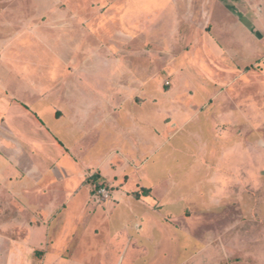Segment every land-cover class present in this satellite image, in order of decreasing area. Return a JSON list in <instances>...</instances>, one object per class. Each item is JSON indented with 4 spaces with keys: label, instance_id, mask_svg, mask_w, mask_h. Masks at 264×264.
Returning <instances> with one entry per match:
<instances>
[{
    "label": "rangeland",
    "instance_id": "1",
    "mask_svg": "<svg viewBox=\"0 0 264 264\" xmlns=\"http://www.w3.org/2000/svg\"><path fill=\"white\" fill-rule=\"evenodd\" d=\"M259 8L0 0V133L28 131L0 134V264H45L48 250L116 264L131 231L123 264H185L202 247L211 264H264V44L245 30ZM220 89L238 120L223 139L200 110ZM234 133L242 149L223 151ZM235 169L244 184L226 182Z\"/></svg>",
    "mask_w": 264,
    "mask_h": 264
},
{
    "label": "crops",
    "instance_id": "2",
    "mask_svg": "<svg viewBox=\"0 0 264 264\" xmlns=\"http://www.w3.org/2000/svg\"><path fill=\"white\" fill-rule=\"evenodd\" d=\"M261 8H259V14H257L258 15V17H256V22H254V21H251L252 23V25H253V27H254V29H257V30H255V31H253V30H251V29H248V28H246L245 27V30H246V34H249V35H247L249 38H251L252 39V36H256V37H258V38H260L259 40H261L260 41V43L261 44H264V25H263V20H264V11H261L260 10ZM256 23H257V25H256ZM260 26V27H259ZM207 28V27H206ZM206 28H204V29H206ZM209 28V27H208ZM208 28L206 29V30H204L203 29V34H208L209 33V30H208ZM211 28V27H210ZM209 28V29H210ZM244 42L246 43L248 40L247 39H245L244 38ZM248 51V48H245V49H243V50H240V52H242L243 54H246V52ZM3 58H4V55H1V58H0V63H1V61L3 60ZM4 60H5V58H4ZM2 62H4V61H2ZM53 67H54V64H53ZM239 71H241L238 75L237 74H235V76L237 75V76H240V77H244L245 75H246V71H249V68H246V67H241V69L239 70ZM60 74L61 73H59V70H58V84L57 85H60V79H61V77H60ZM86 76V73L85 72H82V74H81V76ZM32 77H34V75H32ZM86 78H87V76H86ZM32 81H30V83L31 84H35V82H36V80H33L32 78H30ZM36 79H37V73H36ZM57 81V80H56ZM55 81V82H56ZM85 82L86 80L84 79H81V80H79V82ZM37 85V84H36ZM219 92H222L221 91V89L218 91V90H216L214 93L215 94H213V96L215 97L216 96V99L214 100V102H217L218 101V104H215L214 102L213 103H211V104H209V102L207 103V105L206 106H204V107H202V109L200 108V110H202L201 111V115H204V117H206V121H208L209 123H211L212 125H213V127H222L221 128V130H222V132H224V133H222V135L221 134H219V136L221 137V139H223L224 138V135L226 134L225 133V131H230L238 122V120H235V118L233 119L232 118V115H231V113L230 112H228V113H226V112H223L222 113V110H223V100L221 99L222 97H221V95L220 94H223V93H220V94H218ZM218 95V96H217ZM104 96H102V98H103ZM247 100V99H246ZM13 103V102H12ZM92 102L90 101L88 104L85 102L84 104H81L82 105V107L83 108H87L88 106H90V104H91ZM245 103V102H244ZM212 104H214V105H212ZM81 105H79V106H81ZM210 105H212V109L209 111V112H204V109L205 108H208ZM13 106V105H12ZM16 106H19L20 108H19V111H24L25 109H22L23 107L20 105V104H15V108H16ZM26 111V110H25ZM25 113V112H24ZM58 114V113H57ZM200 114V111L198 112V116H201V115H199ZM240 115H241V113H239ZM58 115H61V113H59ZM108 119H109V116L107 117ZM107 118H105L104 120H106L107 121V123H108V120H107ZM219 119H221V120H219ZM240 120L239 121H241V122H245V123H247L248 121L246 120V117L245 118H242V117H240L239 118ZM249 120H251V119H249ZM39 122V121H38ZM32 123H33V127L35 126L34 125V123H36V121H35V119H33L32 120ZM256 123V122H255ZM241 125V124H240ZM37 128V127H36ZM16 129H12V128H10V129H7V131L5 132V133H0V134H2L3 135V138H5V139H10V138H15V139H17V140H20V138H19V134L20 135H23V134H27V130L24 128V129H21V131H15ZM33 130V129H32ZM20 132V133H19ZM18 134V135H17ZM234 134H236V133H234ZM235 137H232L231 138V140L233 141L231 144H228L227 146H225L224 147V149H223V151H226V150H230L231 149V151L232 150H241L242 148H240V147H237V134L236 135H234ZM243 138V137H242ZM241 138V139H242ZM247 138V137H246ZM257 138V137H256ZM259 154H260V159H262L263 157H264V148H260V150H259ZM257 167H258V165H257ZM236 168H237V166H236ZM251 170L252 169H254L253 167H251L250 168ZM251 170H250V172H249V175L251 176V173H253V172H251ZM70 173H71V171H69ZM238 171L235 169V172H234V174L237 176V178H234V181H230L229 179H226V182H229V185L231 184V182H233V184H234V182L235 181H240L241 183H245V179H243V176L240 178L239 176V174L237 173ZM98 174V173H97ZM246 176V175H245ZM109 182H110V185L111 186H114L115 185V182H111V177L110 178H106ZM225 181H223V182H221L220 184H219V189L221 190L222 188H221V186H222V183H224ZM224 187V186H223ZM222 192H223V190H222ZM216 192H214V194L212 195V197H211V199L213 200V199H218V200H222L224 197V195H222V194H219L218 196H216V194H215ZM112 198H110V200H114V201H118L119 203L120 202H122V201H124L125 199H127L128 198V196H124V195H122V190H120V189H114L113 191H112ZM210 197V196H209ZM220 200V201H221ZM131 233H133V236H129L128 235V238H127V240L124 242V246H122V248H121V251H120V254H119V256L117 257V261H116V264L118 263V264H123L124 262H125V259H126V257H127V254H125L124 255V253H126L127 251H129L130 250V255L132 254V251L131 250H133L132 249V247H134L136 244H135V236H136V232L135 231H131ZM136 246H138V244L136 245ZM205 248L206 247H202V248H199L198 250H196V252L194 253V254H192L191 255V257L190 258H188L187 259V262L185 263V264H211L212 263V261H211V258L212 257H214L213 256V252L211 253V254H209V253H203V251H205ZM45 250V249H44ZM217 249H213V251H216ZM46 252V254H45V256H44V262H45V264H62L63 263V256L60 254V252L61 251H57V250H55L52 254L51 253H49L50 252V250H48V251H45ZM57 252H59V253H57ZM203 253V254H202ZM201 255V256H200ZM131 257V260L133 259V257L132 256H130ZM130 257L127 259V262L129 261V259H130ZM199 257H203L202 259H200L199 260Z\"/></svg>",
    "mask_w": 264,
    "mask_h": 264
},
{
    "label": "built area",
    "instance_id": "3",
    "mask_svg": "<svg viewBox=\"0 0 264 264\" xmlns=\"http://www.w3.org/2000/svg\"><path fill=\"white\" fill-rule=\"evenodd\" d=\"M99 193L102 195V196H105V197H108L109 196V193L107 191V189L105 187H101L99 189Z\"/></svg>",
    "mask_w": 264,
    "mask_h": 264
},
{
    "label": "trees",
    "instance_id": "4",
    "mask_svg": "<svg viewBox=\"0 0 264 264\" xmlns=\"http://www.w3.org/2000/svg\"><path fill=\"white\" fill-rule=\"evenodd\" d=\"M93 177H94V178H97V177H98V175H97V174H94V175H93Z\"/></svg>",
    "mask_w": 264,
    "mask_h": 264
}]
</instances>
